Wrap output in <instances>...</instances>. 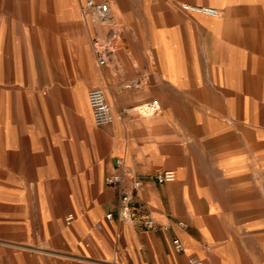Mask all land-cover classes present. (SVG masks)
Listing matches in <instances>:
<instances>
[{
	"label": "crops",
	"instance_id": "1",
	"mask_svg": "<svg viewBox=\"0 0 264 264\" xmlns=\"http://www.w3.org/2000/svg\"><path fill=\"white\" fill-rule=\"evenodd\" d=\"M85 1L0 0V42L95 32L112 47L86 79L66 55L54 76L11 74L0 101V264H264V0H105L107 20L83 13ZM95 85L110 123L96 124L79 96ZM154 98L159 111L142 113ZM164 169L175 178L159 182ZM122 171L130 219L106 180Z\"/></svg>",
	"mask_w": 264,
	"mask_h": 264
},
{
	"label": "rangeland",
	"instance_id": "2",
	"mask_svg": "<svg viewBox=\"0 0 264 264\" xmlns=\"http://www.w3.org/2000/svg\"><path fill=\"white\" fill-rule=\"evenodd\" d=\"M16 1L18 2L19 0ZM25 1L22 0V2ZM186 3L199 6L209 5L185 2L182 4L184 8L186 7ZM188 8L192 12L195 10L190 7ZM204 13L209 14L207 12ZM95 24L97 27H100L101 22H95ZM112 29L117 34L119 32L122 33L124 30L121 26H115ZM82 31L83 29L80 28V34ZM83 32H85V29ZM93 33L94 37L95 32ZM100 33L102 35L104 31ZM93 37L89 42H26L25 45V42H0V101L2 97H5L4 90L12 85L13 79L11 78V74L13 72L16 71L22 74L24 71L33 70L41 74L43 78L54 76L58 72V67L60 66L58 57L61 55H66L68 66L74 68V74L78 75L79 79L80 77L86 79L91 66L101 67L102 65L98 62L97 58V46L99 42H93ZM118 45L120 44L118 43ZM79 93L84 107L90 110L86 89L81 90Z\"/></svg>",
	"mask_w": 264,
	"mask_h": 264
},
{
	"label": "built area",
	"instance_id": "3",
	"mask_svg": "<svg viewBox=\"0 0 264 264\" xmlns=\"http://www.w3.org/2000/svg\"><path fill=\"white\" fill-rule=\"evenodd\" d=\"M186 7H190L195 10L207 12L209 14H217L218 10L209 5H191L186 4ZM109 3L105 0H86L83 6V13L92 12L95 16L101 20H107L109 18ZM112 47L110 42L100 41L97 46V58L98 62L104 64L108 61ZM88 100L92 108L94 121L96 124L102 125L110 123L114 120V111L112 104L108 100L107 94L104 88L100 85L91 86L88 90ZM160 109V102L158 98H154L150 101H146L140 105V111L144 114H152L158 112ZM116 162L118 165L122 164V158H117ZM128 174H124V171L112 173L106 176V180L110 183L117 182L120 185V201L117 206V212L121 218L130 219L132 216L131 206L133 194L129 188H125L124 181ZM154 177L159 182H166L175 178V171L173 169H164L158 171ZM132 183L136 187L142 185V179L138 177L131 176ZM114 210H108L106 212V217L108 219L113 218ZM73 218V214L70 213L67 217L68 222ZM184 223V222H182ZM155 220L151 216H147L143 219V225L145 227H154ZM173 244L176 251H181L184 246L182 240L176 236L173 238ZM201 261H197L200 264Z\"/></svg>",
	"mask_w": 264,
	"mask_h": 264
},
{
	"label": "bare ground",
	"instance_id": "4",
	"mask_svg": "<svg viewBox=\"0 0 264 264\" xmlns=\"http://www.w3.org/2000/svg\"><path fill=\"white\" fill-rule=\"evenodd\" d=\"M84 98V97H83ZM88 102H89V100H88Z\"/></svg>",
	"mask_w": 264,
	"mask_h": 264
}]
</instances>
